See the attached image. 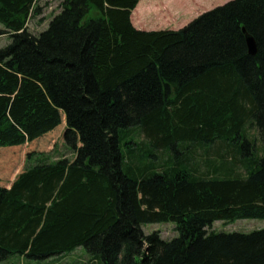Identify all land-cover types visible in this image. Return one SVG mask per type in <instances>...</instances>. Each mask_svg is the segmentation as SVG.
Masks as SVG:
<instances>
[{
	"label": "trees",
	"instance_id": "trees-1",
	"mask_svg": "<svg viewBox=\"0 0 264 264\" xmlns=\"http://www.w3.org/2000/svg\"><path fill=\"white\" fill-rule=\"evenodd\" d=\"M138 1L60 0L33 33L39 0H0V262L264 264V227L211 229L264 219V0L177 30L135 28Z\"/></svg>",
	"mask_w": 264,
	"mask_h": 264
},
{
	"label": "rangeland",
	"instance_id": "rangeland-1",
	"mask_svg": "<svg viewBox=\"0 0 264 264\" xmlns=\"http://www.w3.org/2000/svg\"><path fill=\"white\" fill-rule=\"evenodd\" d=\"M228 1L229 0H140L134 11L132 22L136 24V27H140L144 30L178 29L197 17L203 11H208ZM39 5L41 7V12L36 17H31L28 22V29L33 33H39L47 27L50 18L59 11L60 0H39ZM9 41L10 39L8 36H0V48L8 44ZM139 138L140 137L137 139ZM45 158L50 161L72 159L73 153L65 146L61 145L53 152L47 154ZM263 227L264 219L245 218L227 222L222 220L215 221L211 229L217 232L248 233ZM142 229L145 233L157 231L164 239H170L177 235L172 222L145 224L142 226ZM86 259L87 256L78 248L70 254L56 259H48L45 262H29L18 255H11L6 261L0 262V264H72L76 262L79 264L83 263Z\"/></svg>",
	"mask_w": 264,
	"mask_h": 264
},
{
	"label": "water",
	"instance_id": "water-1",
	"mask_svg": "<svg viewBox=\"0 0 264 264\" xmlns=\"http://www.w3.org/2000/svg\"><path fill=\"white\" fill-rule=\"evenodd\" d=\"M243 33L245 35L248 53L251 55L256 54V43H255L254 38L249 33H247L244 28H243Z\"/></svg>",
	"mask_w": 264,
	"mask_h": 264
},
{
	"label": "crops",
	"instance_id": "crops-1",
	"mask_svg": "<svg viewBox=\"0 0 264 264\" xmlns=\"http://www.w3.org/2000/svg\"><path fill=\"white\" fill-rule=\"evenodd\" d=\"M134 13L135 12H133V14H132V17H131V21H133V15H134ZM133 23V22H132ZM135 23H133V25H134ZM135 27H136V24L134 25ZM137 29H142V28H140V27H136Z\"/></svg>",
	"mask_w": 264,
	"mask_h": 264
}]
</instances>
